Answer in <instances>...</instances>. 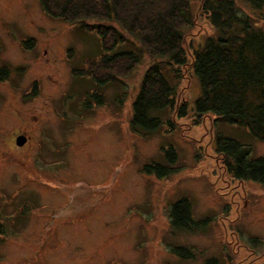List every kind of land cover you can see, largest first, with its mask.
<instances>
[{
  "label": "rangeland",
  "instance_id": "rangeland-1",
  "mask_svg": "<svg viewBox=\"0 0 264 264\" xmlns=\"http://www.w3.org/2000/svg\"><path fill=\"white\" fill-rule=\"evenodd\" d=\"M201 1L189 64L167 66L182 73L175 106L158 131L140 132L144 50L130 74L95 82L81 71L113 53L100 33L52 17L40 0H0V264H264V183L230 175L215 137L250 146L252 158L264 157V140L193 109V47L214 32ZM179 200L189 229L173 225Z\"/></svg>",
  "mask_w": 264,
  "mask_h": 264
},
{
  "label": "trees",
  "instance_id": "trees-1",
  "mask_svg": "<svg viewBox=\"0 0 264 264\" xmlns=\"http://www.w3.org/2000/svg\"><path fill=\"white\" fill-rule=\"evenodd\" d=\"M194 1L40 0V3L52 17L97 31L104 48L113 50L81 71L95 82L114 81L130 74L145 51L150 63L133 103L132 121L140 132H155L164 123L160 113L175 106L177 85L182 78V73L173 69L171 73L176 77L173 82L167 66L189 64L186 43L196 24ZM243 1L257 18L264 19V0ZM201 2V14L210 20L214 32L193 47L191 78L198 86L194 113L197 117L213 114L226 123L245 126L255 139L264 140V29L257 27L234 0ZM127 39L140 45L139 50L123 49ZM185 106L180 111L181 117L188 115ZM215 141L216 151L223 156L230 175L264 183V157L252 158L250 146L219 131ZM187 203L179 200L172 207L173 225L177 229L190 227L179 220L184 210L190 215V210L184 208Z\"/></svg>",
  "mask_w": 264,
  "mask_h": 264
},
{
  "label": "water",
  "instance_id": "water-1",
  "mask_svg": "<svg viewBox=\"0 0 264 264\" xmlns=\"http://www.w3.org/2000/svg\"><path fill=\"white\" fill-rule=\"evenodd\" d=\"M25 140H26V137L21 135L18 137L17 141H18L19 145H22V144H24Z\"/></svg>",
  "mask_w": 264,
  "mask_h": 264
}]
</instances>
